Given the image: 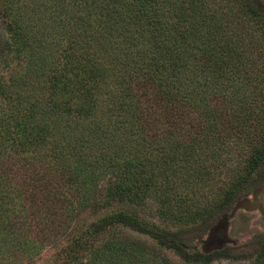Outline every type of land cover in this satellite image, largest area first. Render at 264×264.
<instances>
[{
  "label": "trees",
  "instance_id": "16d2710c",
  "mask_svg": "<svg viewBox=\"0 0 264 264\" xmlns=\"http://www.w3.org/2000/svg\"><path fill=\"white\" fill-rule=\"evenodd\" d=\"M263 180L262 0H0V264L241 258L190 242Z\"/></svg>",
  "mask_w": 264,
  "mask_h": 264
},
{
  "label": "rangeland",
  "instance_id": "374dc122",
  "mask_svg": "<svg viewBox=\"0 0 264 264\" xmlns=\"http://www.w3.org/2000/svg\"><path fill=\"white\" fill-rule=\"evenodd\" d=\"M264 3V0H262ZM141 214L150 220L160 222L149 208L144 209ZM125 231V230H124ZM131 237L137 240L153 244V242L145 235L139 234L133 230L126 231ZM194 237L190 245H195L199 250H212L223 244L236 246L231 253L241 254V258H221L214 260L211 264H229L238 262H247V256L250 251L248 247L257 242H264V180L260 182L254 190L245 198L243 206L237 207L228 213V218L224 228L217 231L203 233L198 239ZM254 245V244H253ZM59 248V244L47 248L35 260L25 264H48L53 259ZM166 253L172 259H177L171 250Z\"/></svg>",
  "mask_w": 264,
  "mask_h": 264
},
{
  "label": "water",
  "instance_id": "95a60500",
  "mask_svg": "<svg viewBox=\"0 0 264 264\" xmlns=\"http://www.w3.org/2000/svg\"><path fill=\"white\" fill-rule=\"evenodd\" d=\"M245 198L246 196L238 199L234 205L232 206V208L230 209L229 212H232L233 210H235L237 207H240V206H243L244 203H245ZM228 212V213H229ZM228 213L222 215L211 227H210V231H217L219 228H224L225 227V224H226V221H227V218H228ZM225 244L217 247V248H214V249H218V248H221L222 246H224ZM197 248V247H196ZM213 250V249H212ZM204 252H208V250H202ZM211 251V250H210Z\"/></svg>",
  "mask_w": 264,
  "mask_h": 264
}]
</instances>
